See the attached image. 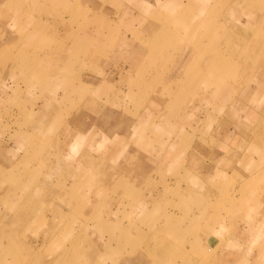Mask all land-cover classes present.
Segmentation results:
<instances>
[{"label": "rangeland", "instance_id": "obj_1", "mask_svg": "<svg viewBox=\"0 0 264 264\" xmlns=\"http://www.w3.org/2000/svg\"><path fill=\"white\" fill-rule=\"evenodd\" d=\"M233 1L0 0V231L14 228L8 221L18 215L32 217L31 229L52 211L63 217L53 223L73 237L62 240L64 230L56 229L58 242L40 230L35 258L44 261L66 244L75 246L66 258L76 264L91 253L94 264H198L205 257V264H225V257L264 264L256 245L264 128L258 143L233 129L238 99L252 103L256 90L253 82L238 86L234 71L246 61L240 73L247 77L251 52L226 35L231 22L246 20L225 11ZM181 2L187 17L201 7L208 18L199 43L184 44L192 25L169 23L137 61L141 30L176 14ZM259 25L264 33V20ZM184 57L185 76L173 83L188 91L179 116L162 102L173 85L166 76L179 73ZM153 75L160 81L152 83ZM138 83L150 85L147 93ZM223 138L241 153L230 147L224 156ZM218 161L222 171L210 176ZM148 229L162 230L150 238ZM170 229L177 231L167 235Z\"/></svg>", "mask_w": 264, "mask_h": 264}, {"label": "bare ground", "instance_id": "obj_2", "mask_svg": "<svg viewBox=\"0 0 264 264\" xmlns=\"http://www.w3.org/2000/svg\"><path fill=\"white\" fill-rule=\"evenodd\" d=\"M260 0H235L233 2L227 3L226 7H229V9H225V11H233V12H238L241 13V15H246L245 18V22L249 23L250 25H247L245 23H242L239 21L240 24H238V22H234L230 24V27L227 29V33L226 35L233 36V39L238 40L239 44H242L244 42L246 43V49L248 51H250V55H249V59L250 61H261L264 59V41L261 39V36L264 35V33H262V27L259 24H256L255 27L252 26L251 22L255 21L257 19H264V11L263 6L261 4ZM179 7H175L174 6L172 8H174L177 12L174 15H169L167 14L166 18H162L161 22L159 20V24H156V21H149L150 23L146 26V28L144 30H141L143 32V34L141 36H138V40L142 39L143 42L141 43V47L138 48V52H137V58L136 60L139 61V59H141L144 55H141L145 49L147 47H150L153 43V41L155 40V38L157 37L158 33H163L165 31V29L162 30V27L166 24L171 23L172 25L176 26V27H183L185 30L189 29V27L191 26V33L189 35V37H187V39L185 40L184 44L189 43L188 41H195L196 43H199L198 37L201 36L202 32L204 31V22H208V18H206L204 16V13H202L203 9L200 7L198 13L196 14L195 17L193 18H189L187 17L186 13H184L187 9V7L184 6V4L179 3L178 5ZM185 10V11H184ZM224 11V12H225ZM226 17H223V19H225ZM157 20V21H158ZM188 20H192L191 22H188ZM226 21V20H225ZM227 22V21H226ZM193 24L195 25H199L198 28L196 26L193 27ZM238 24V25H236ZM249 30L253 29L252 31ZM248 30V31H246ZM181 39V37H180ZM179 39V40H180ZM183 40V39H182ZM243 41V42H242ZM242 42V43H241ZM254 51V52H253ZM177 53V52H176ZM186 55H192V53H187ZM205 54L204 51L199 53V57L201 59H203V61H207V58H204ZM173 59L175 60V58L173 57ZM176 59V63H177ZM180 60V59H179ZM190 59L188 57H184L179 65L177 66V70L175 71H179V73L176 75H173L172 77H170V74L168 76H166V79H170L171 84L173 83H178L181 82L182 79L185 76V71L187 70V64L189 63ZM250 61L248 62V64L250 63ZM252 61V62H253ZM253 62V64L255 63ZM236 64V65H235ZM234 65V71L236 70L237 67V73L238 70L240 68V66L245 65L246 61L244 62H236ZM262 66H264V62L261 64ZM218 71L219 69L216 68ZM166 70V69H164ZM235 75V73H234ZM263 75V73H262ZM237 76V75H236ZM223 79V78H222ZM160 81V76L158 75H153L152 76V83ZM224 80V79H223ZM225 81H222V83L220 81H216V88L218 87H225L226 85H224ZM150 85L148 83H138L136 89L141 90L143 93H147V89H149ZM155 87V86H154ZM181 87L178 84H173L171 85V92L169 94V96H167V98L164 99V101L162 103H164V107L165 104H168V106H170L171 104H174V108H175V115L179 114V116H181L185 109H181L179 107V103L181 101V99L183 98V96L185 94H188V91L186 89H180ZM179 89V90H178ZM181 94V95H180ZM163 107V109H164ZM167 110H169V107H167ZM184 130V129H183ZM182 130V131H183ZM176 131L177 128H176ZM68 132V131H67ZM135 135L134 138H136L138 135H140V131L139 129L134 130ZM175 132V131H174ZM252 133H254L256 135V139H254V137H252V140H254L256 143H258L260 141L261 136L260 133H256L257 130L255 129L254 132L253 130L251 131ZM68 134V133H67ZM250 136H252V134L250 133ZM251 139V138H250ZM76 143V142H74ZM21 144V142L19 143ZM146 145V142L144 143ZM72 157H75L74 155L71 154ZM122 156V155H121ZM124 158L130 159L131 156H129L128 154H126L125 156H123ZM114 159V158H113ZM155 162V161H154ZM185 162V161H184ZM183 162V163H184ZM116 166H120V164L115 163ZM82 167V163H78L75 164V167ZM110 166V165H109ZM112 166V165H111ZM11 167H9L8 169H10ZM183 168H185V165L183 166ZM185 178H187V176H185ZM72 190V188H69ZM220 198H222V196H219ZM206 205V203H204V201H202L201 206L202 208H204V206ZM209 206V204H208ZM148 213V211H146V214ZM14 214H16V212H14ZM51 216L52 218L50 219H46L45 217V213L42 215H38L37 218H39V223L33 225V227L30 229L29 227L31 226V218H28L27 215H25V217H21L20 215H18L17 217L14 218H10L9 219V223H11V226L13 224H15L14 228L9 227L6 228L5 226L3 227V229L0 231V264H76V262H74V260L71 257L66 258V255H72L71 253L73 251V248L75 246H67L66 244L64 245V248H52L51 249V254L53 255L51 259L44 261L42 259H38L35 258V254L38 252L37 251V246H38V241H37V237L38 234L41 231H45L46 236L47 237H52L55 238L56 241H60L61 242V236H59V234L56 232V229H60V231H62V229L64 230L61 235L64 233L62 240L66 239L67 237H69V235L71 237H73V234L70 231L69 227L67 225H56L53 223L54 221L58 222H62L63 217L60 214H57L55 212L51 211ZM33 216V215H31ZM86 222L83 221L81 222L82 227H85ZM1 223H0V227H1ZM162 229H159V231L156 230H151L148 229L145 234H150V232L152 233V235L150 236V238H156L158 236V234L160 233ZM26 231H29L32 235V238H30V240L27 238L26 236ZM177 229H170L167 233V235H174L176 233ZM53 234H55V236H52ZM262 240V239H259ZM258 240V248L263 249L264 248V242L259 243ZM56 244V243H55ZM257 245V244H256ZM93 252H95L93 250ZM94 253H91L84 261L85 264H94L92 261ZM207 260V258H203L201 259L200 262H198V264H205V261Z\"/></svg>", "mask_w": 264, "mask_h": 264}, {"label": "crops", "instance_id": "obj_3", "mask_svg": "<svg viewBox=\"0 0 264 264\" xmlns=\"http://www.w3.org/2000/svg\"><path fill=\"white\" fill-rule=\"evenodd\" d=\"M200 1H205L207 2V0H200ZM263 18L262 19H257L256 20V23L254 21V23L252 24L253 27H255L256 24H263ZM241 22V21H240ZM242 23H245V20L242 22ZM261 39L264 41V35L261 36ZM264 62V59L261 60V61H256L254 64L252 61H250V63L248 64V75L246 78H244L242 76V74L240 73L241 71H245V70H242V66H240L239 70H238V73H237V81H238V86L241 85V87H244L246 84L247 87H249V84H251V82L254 83L253 87H255V89H259L258 87H260L262 89V91H259L257 92L256 90H254L252 92V94L254 93V99L252 100V103H246L240 99H238V101L241 103L240 105L237 106V109L241 110V113H240V119L238 120V127L236 125H233L235 129L234 132L236 131L238 135H242V137H245L244 139H249L250 141H252V137H256V135L254 133H252L251 131L256 129L257 132L256 133H259L260 130L262 128H264V66H262L261 64ZM246 66V65H245ZM258 71L260 72L261 71V75L258 74V73H250V71ZM262 73H263V76H262ZM243 114V117L241 118ZM250 133L252 134V136H250ZM226 135H230L227 131L225 132V136ZM254 137V138H255ZM251 138V139H250ZM225 140V138H223ZM227 141V143H225L224 145L222 144L221 147H223L224 151H223V154L224 156L227 154L226 153V149L227 148H230V147H233L232 146V142L227 139L225 140ZM231 143V144H230ZM233 151H236V152H239V154L241 153L240 149L239 148H235L233 147ZM260 150V148H258ZM220 164H219V161L216 163V165L214 166H211L212 168V175L222 171V169L219 167ZM236 166V165H234ZM224 168V167H222ZM264 216V213L262 214ZM259 226H262V229L261 230V236L259 239H262V240H259V243H262L264 242V221L263 223H261ZM251 246H255V243H251L250 244ZM259 244H257V247H258ZM227 258V257H225ZM223 258V262L225 264H228V258L225 259ZM253 258H251L252 260ZM222 261L220 260V262L222 263ZM235 264H243L244 263V258L242 259V257H239V259H236L235 260ZM256 262V261H255Z\"/></svg>", "mask_w": 264, "mask_h": 264}]
</instances>
